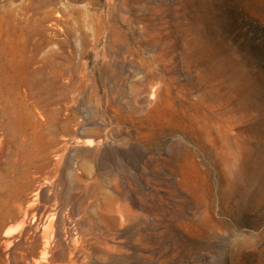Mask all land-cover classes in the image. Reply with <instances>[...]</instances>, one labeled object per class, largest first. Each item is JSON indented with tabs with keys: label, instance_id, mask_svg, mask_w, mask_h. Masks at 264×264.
Masks as SVG:
<instances>
[{
	"label": "rangeland",
	"instance_id": "obj_1",
	"mask_svg": "<svg viewBox=\"0 0 264 264\" xmlns=\"http://www.w3.org/2000/svg\"><path fill=\"white\" fill-rule=\"evenodd\" d=\"M0 26L16 49L41 26L61 85L28 104L72 120L45 126L0 264H33L30 238L36 264H264V0H0Z\"/></svg>",
	"mask_w": 264,
	"mask_h": 264
},
{
	"label": "bare ground",
	"instance_id": "obj_2",
	"mask_svg": "<svg viewBox=\"0 0 264 264\" xmlns=\"http://www.w3.org/2000/svg\"><path fill=\"white\" fill-rule=\"evenodd\" d=\"M3 27L0 26V33ZM41 32V26H21V46L18 49L12 48L0 34V216L8 215L13 204L25 202L22 197L25 180L28 170L36 168L34 157L43 143L45 126L52 132L57 125L65 129L72 123V120L62 121L58 109L41 107L38 102H35L33 107L28 104L31 94L26 90H55L61 85L57 52L51 51L45 58L38 57L43 45L41 40L33 42L32 36H40ZM37 63H40V66L35 69L34 65ZM67 90L73 92L74 83H71ZM11 146L20 152L22 162L19 164L13 161L2 169ZM22 222L20 218L19 223ZM38 222L33 226L34 233L40 231ZM1 226L0 224V230ZM45 227L47 226L42 227L41 233L43 249H46L50 242V234ZM10 233V230L0 232L2 251L6 250ZM31 239L33 240L30 238L26 243L30 255L28 260L36 264L42 253L39 252L37 256L36 246Z\"/></svg>",
	"mask_w": 264,
	"mask_h": 264
}]
</instances>
